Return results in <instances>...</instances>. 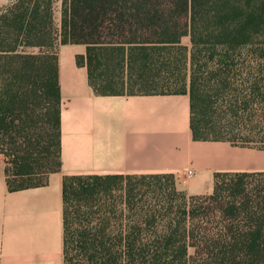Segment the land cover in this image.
<instances>
[{
    "label": "trees",
    "instance_id": "obj_1",
    "mask_svg": "<svg viewBox=\"0 0 264 264\" xmlns=\"http://www.w3.org/2000/svg\"><path fill=\"white\" fill-rule=\"evenodd\" d=\"M15 0L0 9L10 192L60 172L59 49L97 96L188 95L196 142L264 150V0ZM187 40V43H185ZM64 264H264V173L189 196L172 174L63 179Z\"/></svg>",
    "mask_w": 264,
    "mask_h": 264
},
{
    "label": "crops",
    "instance_id": "obj_2",
    "mask_svg": "<svg viewBox=\"0 0 264 264\" xmlns=\"http://www.w3.org/2000/svg\"><path fill=\"white\" fill-rule=\"evenodd\" d=\"M86 50L59 49L60 172L10 192L0 155V264H64L65 176L172 174L179 191L207 196L216 173H264V150L193 140L188 95L97 96L77 64Z\"/></svg>",
    "mask_w": 264,
    "mask_h": 264
},
{
    "label": "rangeland",
    "instance_id": "obj_3",
    "mask_svg": "<svg viewBox=\"0 0 264 264\" xmlns=\"http://www.w3.org/2000/svg\"><path fill=\"white\" fill-rule=\"evenodd\" d=\"M60 0H58L57 9H56V21L57 23H60ZM185 43H187V40H185Z\"/></svg>",
    "mask_w": 264,
    "mask_h": 264
}]
</instances>
